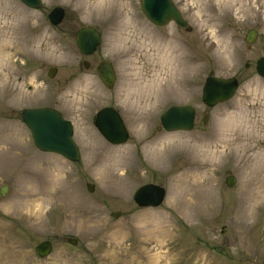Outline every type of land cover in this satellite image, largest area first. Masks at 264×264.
I'll list each match as a JSON object with an SVG mask.
<instances>
[{
	"label": "rangeland",
	"instance_id": "obj_1",
	"mask_svg": "<svg viewBox=\"0 0 264 264\" xmlns=\"http://www.w3.org/2000/svg\"><path fill=\"white\" fill-rule=\"evenodd\" d=\"M141 1L43 0L32 9L0 0V264H264V78L256 69L264 0H174L191 31L153 24ZM56 5L66 19L54 27L46 17ZM86 24L103 32L91 56L74 34L59 33ZM251 28L259 32L253 44L245 38ZM102 59L115 65L113 89L98 75ZM50 65L59 67L54 80ZM211 72L238 77L240 87L208 107L202 89ZM57 82V106L75 123L79 162L38 149L12 111L51 101L41 94ZM7 86L8 96L17 94L5 112ZM174 104L196 107L193 130L158 129ZM106 105L125 119L127 143H109L95 126ZM147 182L167 189L158 207L134 202ZM45 240L53 250L40 256L35 247Z\"/></svg>",
	"mask_w": 264,
	"mask_h": 264
},
{
	"label": "water",
	"instance_id": "obj_2",
	"mask_svg": "<svg viewBox=\"0 0 264 264\" xmlns=\"http://www.w3.org/2000/svg\"><path fill=\"white\" fill-rule=\"evenodd\" d=\"M22 1L33 8L41 6V0ZM143 10L146 16L157 25H166L171 21H175L182 26H187V21L173 0H143ZM63 15V8H55L50 14L51 21L57 24L61 21ZM187 30L190 31L191 27H187ZM256 37L257 31L251 29L246 39L252 43ZM76 42L83 53L90 55L101 44V35L94 28L84 27L78 31ZM257 70L264 76V56L257 63ZM98 71L103 82L108 87H113L116 80L113 65L110 62L103 61L98 66ZM53 73L54 71L51 74ZM238 86L239 82L235 77L221 78L210 75L206 78L203 87V102L210 107L215 106L219 102L230 99L235 94ZM195 112V107L191 105H175L162 114L161 121L167 130H189L193 128ZM23 119L30 127L34 142L40 149L62 154L71 160L80 159L79 148L73 139V123L66 120L59 111L50 108L27 109L24 111ZM96 125L113 144L123 143L129 137V132L122 117L113 107H106L98 112ZM226 182L229 187H233L236 183L235 176L229 175ZM88 186L90 191H93L94 185L88 184ZM7 190L8 187L3 186L1 194L6 195ZM165 194L166 189L163 186L149 183L141 186L136 191L134 198L140 206H158L163 202ZM118 215L119 212H116L115 216ZM69 242L76 244L77 240L70 238ZM36 250L42 256L49 254L52 250L51 241H43L36 247Z\"/></svg>",
	"mask_w": 264,
	"mask_h": 264
},
{
	"label": "flooded vegetation",
	"instance_id": "obj_3",
	"mask_svg": "<svg viewBox=\"0 0 264 264\" xmlns=\"http://www.w3.org/2000/svg\"><path fill=\"white\" fill-rule=\"evenodd\" d=\"M65 19H66V17L64 18V20H63V22L65 21ZM46 20H47V22L48 23H50L51 24V22H50V20H49V18H48V16L46 17ZM67 23V22H66ZM52 26H54V27H57L58 25H53V24H51ZM88 25H91V26H93V27H95L96 29H98V31L102 34V36H103V32H102V30H101V27L99 26V25H97V24H86V25H82V26H88ZM82 26H80L79 28H81ZM79 28L76 30V31H68V30H64V31H60L59 33H61L63 36H67L68 34H69V32H70V34L72 33V34H74L75 35V37H76V33H77V31L79 30ZM82 53V52H81ZM83 54V53H82ZM94 54V53H93ZM92 54V55H93ZM84 55V54H83ZM84 56H86V55H84ZM89 56H91V55H89ZM103 60V59H102ZM101 60V61H102ZM31 61V60H30ZM86 60H84V65L86 66H90V62H89V64L87 63V62H85ZM100 61V62H101ZM100 64V63H99ZM98 64V65H99ZM58 69H59V67L58 66H54V65H50L48 68H47V74H48V77H50L52 80H54L55 78H56V76H57V74H58ZM52 71H54V74H51L52 73ZM27 73V70H23V71H21V73L23 74V75H26V74H24V73ZM27 75H29V74H27ZM26 75V76H27ZM10 78H11V76H10ZM23 80V76L22 75H19L18 76V80L16 81V82H20V81H22ZM25 81V80H24ZM68 81V80H67ZM15 83V82H14ZM58 85V82L57 83H53V85L51 84V85H46V87H47V89L45 88V91H43V93L41 94L44 98H50L51 99V101H49V102H47V103H45V104H29V105H25V106H23L22 108H21V110H16V108L15 109H12V111L13 112H15V114H16V118H18V119H21V120H23V111H24V109L25 108H27V107H31V108H33V107H38V106H42V105H45V106H48V107H53V108H57L58 110H60L62 113H63V115L65 116V113L63 112V110L62 109H60L57 105L58 104H60V101L59 100H57L56 99V92H55V90H54V88H53V86H57ZM53 88V89H52ZM27 90H26V92H25V96H27L28 94H29V92L33 89V85L32 84H28L27 85V88H26ZM9 92H11V88H9V86H7V89H6V87H5V112H7V109H8V111H9V109L11 108V100H12V97H15L16 96V94H17V92H15V94L12 96H8L10 93ZM41 95H38V94H34V96H32L31 95V97H40ZM28 97H30V95L28 96ZM32 100H35V98L34 99H32ZM31 100V101H32ZM13 105V104H12Z\"/></svg>",
	"mask_w": 264,
	"mask_h": 264
},
{
	"label": "bare ground",
	"instance_id": "obj_4",
	"mask_svg": "<svg viewBox=\"0 0 264 264\" xmlns=\"http://www.w3.org/2000/svg\"><path fill=\"white\" fill-rule=\"evenodd\" d=\"M239 125H240V124H239ZM245 126L249 127L250 125L248 126V125L246 124ZM250 127H251V126H250ZM247 132L251 133V132H253V131H252V129H249V130H247ZM263 183H264V182H263ZM263 185H264V184H263ZM252 201H254V198H252Z\"/></svg>",
	"mask_w": 264,
	"mask_h": 264
}]
</instances>
